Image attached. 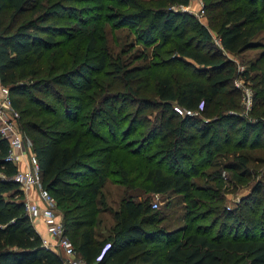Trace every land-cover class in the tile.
<instances>
[{
	"label": "trees",
	"instance_id": "trees-1",
	"mask_svg": "<svg viewBox=\"0 0 264 264\" xmlns=\"http://www.w3.org/2000/svg\"><path fill=\"white\" fill-rule=\"evenodd\" d=\"M178 2L188 4V0ZM230 3L233 5L223 6V20L217 25L216 33L222 50L237 54L257 45L254 39L264 31V0H231ZM30 9V0H0V18L9 10L15 21L10 27V24L3 26L0 20V85L8 87L12 105L20 115V127L32 140V152L41 169L40 186L52 195L56 206L72 204L64 209L61 219L76 254L87 264H221L224 258L229 264L236 255L246 256L250 264H264V228L251 213L248 199H243L239 211L232 216L226 210L217 212L210 228L190 225L168 232L162 227H151L160 217L146 200L134 201L123 196L122 209L113 214L108 235L100 238L95 231L97 206L104 199L107 170L116 165L111 153L114 148L140 159L138 175L144 176L151 193L182 197L187 211L199 208L193 178H199L202 170L211 164L212 153L232 145L229 132L233 125L228 120L248 122L224 115L225 110L237 109L236 99L228 90L232 87L234 68L221 57L210 54L211 49L203 51L179 34L176 37L164 34L166 42L176 40V55L164 53L165 70L154 85V99L147 103L159 109L161 129L157 131L155 124L148 126L140 150L129 152L130 146L123 143L128 136L124 138L119 133L120 123L125 121L124 116H119L123 109L119 105L116 110L111 94L115 79L107 81L106 89L98 91L92 86V68L101 72L105 63L104 56L97 64L85 62L88 53L96 47L93 34L88 37L82 61L73 66L72 60L73 67L65 70L59 64L67 56L56 41L46 37L47 45L59 52L56 67L48 64L47 68L53 74L62 71L49 75L45 88L38 87L37 83L29 87L24 82L28 77L41 75L46 62L45 50L40 44L42 38L30 35L26 24L16 25V20L22 19ZM170 19V14L163 16L155 29L162 33L168 31ZM46 20L45 15L38 26L45 34L53 26L47 25ZM195 29L206 46L211 45L209 30L200 25ZM113 74L125 81L136 77L120 65L114 67ZM51 85L69 90L71 93L66 99L72 103H61ZM30 88L42 96L30 94L24 101L13 98L15 94L25 95ZM137 92L131 95L137 98ZM260 104L264 106V92ZM175 106L196 113L179 115L173 109ZM85 108L90 119L87 125L83 118L79 120ZM37 112L49 119L35 117ZM136 112L139 116L144 109L138 107ZM261 113L264 115V107ZM99 114L109 119L101 123H106L104 128L98 127ZM22 115L36 119L23 122ZM137 115L129 119V136L143 124ZM224 123L228 124L226 128L221 127ZM212 126L220 130L211 132ZM108 136L114 147H98L100 143H110ZM88 147L92 148L91 153H86ZM8 148V141L0 138V264H60L55 254L42 248L41 238L25 213L22 192L12 180L16 167L5 161ZM95 157L96 160L85 159ZM249 161L246 155L234 156L227 164L220 165L216 173L220 176L223 170L229 171L233 179L240 181ZM121 173L127 176L125 170ZM10 195L20 198L10 201ZM257 195H252L250 200L257 199Z\"/></svg>",
	"mask_w": 264,
	"mask_h": 264
},
{
	"label": "rangeland",
	"instance_id": "rangeland-1",
	"mask_svg": "<svg viewBox=\"0 0 264 264\" xmlns=\"http://www.w3.org/2000/svg\"><path fill=\"white\" fill-rule=\"evenodd\" d=\"M229 1L231 0H188V4L184 6L178 0H30L32 9L22 19L16 20V25L29 26L30 35L34 34L42 38L40 44L45 50L46 62L43 65L42 74L24 80L29 87L37 83L38 87L45 88L48 76L52 77L62 71L59 70L53 74L47 68L48 64L49 67H56L55 60L59 52L54 50L53 46L47 45L46 37L49 36L56 41L60 51L67 56L62 59L64 64L57 63L65 70L72 66V60L73 66L82 61L81 57L85 52L89 35L95 36L96 47L88 53L85 62L97 64L99 58L104 56L105 63L101 72L92 68V86L98 91L106 89L107 81L115 79L111 94L116 110L119 105L123 109L119 116H124L125 121L120 123L119 133H122L121 136L124 138L128 136L123 143L130 146L131 149L127 150L129 152L140 150L139 147L146 139L148 126L155 124L157 131L161 129L162 118L159 115V109H154L147 103L154 99V85L165 70L164 63L167 57L164 53L176 55L174 53L176 40L166 42L164 34L171 33L174 37L179 34L192 45H199L203 51L211 49L210 54L221 57L235 70L233 80L230 82L232 87L230 86L228 90L236 99L237 109L225 110L224 115H233L248 122H239L233 118L228 120V124L233 125V130L229 132V135L233 137L232 145L218 153H212L211 164L202 170L199 178H193L197 190L194 197H198L199 208L195 211H187L182 197L151 193L148 190L149 184L143 181L144 176L138 175L141 168L140 159L125 154L122 150L116 151L114 148L111 153H113L112 158L116 160V165L110 166L107 170V179L103 187L104 199L97 206L98 225L95 231L98 237L104 238L108 235V227L113 224V214L122 209L123 196L134 201L146 200L152 211L159 213L160 217V220L151 227H162L168 232H175L190 225L191 228L197 225L210 228L215 222L213 218L217 212L226 210L232 216L239 211L243 199L249 200L251 213L264 228V115L261 113L264 106L260 104L264 92V31L255 37L254 42L257 45L253 48L237 54H228L223 51L219 45L216 28L223 20V6L233 5L232 3L229 5ZM10 13L7 10L2 14L0 20L3 26L10 24L11 27L15 23ZM167 14L171 17L169 30L164 33L157 31L155 27L158 20ZM45 15L46 24L53 25L51 29L46 30V34L38 27L39 21ZM186 15L187 18H184ZM199 25L209 30L212 48L211 45L206 46L201 36L197 34L195 28ZM116 65H120L123 70L133 73L136 77L131 81L117 77L113 74ZM50 88L60 96L61 103H72L66 99L71 93L69 90L54 85ZM130 91L133 94L138 91L139 96L135 98ZM30 94L42 96L37 90L30 88L25 95L15 94L13 98L24 101ZM88 103H91L89 97ZM85 104H87L86 99ZM138 107L144 109L139 116L136 112ZM88 113V109L85 108L79 116L80 121L84 119V125L90 123V119L86 116ZM133 114H136L143 124L139 131L129 136L131 133V129L128 128L129 119ZM35 117L49 119L48 116H43L39 112ZM35 117L22 115L21 119L24 122L35 120ZM97 119L98 127L102 128L106 123H101L109 120L104 114H99ZM228 124L224 123L221 127L226 128ZM216 130H220L218 126L211 128V132L216 133ZM24 136L31 152L32 140L25 132ZM109 141V144L100 143L98 147L101 149L114 147L111 137ZM91 149L86 148V153H91ZM240 154L250 159L240 181L233 179L229 171L223 170L220 176L216 173L220 165L227 164L234 156L237 157ZM85 159L96 160L97 157ZM122 170L127 172L126 177L122 175ZM213 177L216 180H213ZM257 189L260 192H257ZM254 194H258L257 199L251 201V196ZM19 198L17 195H10V201L19 200ZM153 203H156L155 207ZM71 205L67 203L59 206L58 214L62 217L64 209ZM221 264H228L227 260L224 258ZM229 264H250V262L246 256L236 255Z\"/></svg>",
	"mask_w": 264,
	"mask_h": 264
},
{
	"label": "built area",
	"instance_id": "built-area-1",
	"mask_svg": "<svg viewBox=\"0 0 264 264\" xmlns=\"http://www.w3.org/2000/svg\"><path fill=\"white\" fill-rule=\"evenodd\" d=\"M173 109L179 115L196 113L183 111L177 106ZM19 119V112L12 105L8 87L0 85V138L9 143L5 161L16 167L12 180L22 193L26 194L33 187L38 189L37 201L26 198L23 204L30 223L34 224L40 219L44 225L46 236L41 237V246L55 254L60 264H87L76 254L72 242L66 237L64 223L58 214L54 198L40 186L39 162L33 152H30Z\"/></svg>",
	"mask_w": 264,
	"mask_h": 264
},
{
	"label": "crops",
	"instance_id": "crops-1",
	"mask_svg": "<svg viewBox=\"0 0 264 264\" xmlns=\"http://www.w3.org/2000/svg\"><path fill=\"white\" fill-rule=\"evenodd\" d=\"M22 195H23V201H24V199L28 198V200L35 202V201H37V197H38V189L36 187H33V188L29 189L26 192V194L22 193ZM56 207L58 208V206H56ZM32 225L34 226V228H35L37 234L40 236V238L46 236L44 225L40 219H38L37 222L32 224Z\"/></svg>",
	"mask_w": 264,
	"mask_h": 264
},
{
	"label": "water",
	"instance_id": "water-1",
	"mask_svg": "<svg viewBox=\"0 0 264 264\" xmlns=\"http://www.w3.org/2000/svg\"><path fill=\"white\" fill-rule=\"evenodd\" d=\"M106 248H108V245L106 246ZM106 248L104 249V251L106 250Z\"/></svg>",
	"mask_w": 264,
	"mask_h": 264
}]
</instances>
